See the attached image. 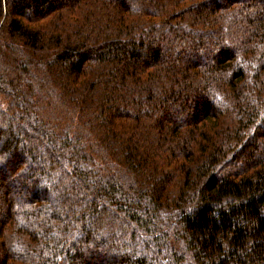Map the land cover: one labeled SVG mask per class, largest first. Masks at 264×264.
<instances>
[{"label":"trees","instance_id":"1","mask_svg":"<svg viewBox=\"0 0 264 264\" xmlns=\"http://www.w3.org/2000/svg\"><path fill=\"white\" fill-rule=\"evenodd\" d=\"M0 264H264V0H0Z\"/></svg>","mask_w":264,"mask_h":264},{"label":"rangeland","instance_id":"2","mask_svg":"<svg viewBox=\"0 0 264 264\" xmlns=\"http://www.w3.org/2000/svg\"><path fill=\"white\" fill-rule=\"evenodd\" d=\"M175 48V50H178V49H182V48H185L183 45H178V46H176V47H174Z\"/></svg>","mask_w":264,"mask_h":264}]
</instances>
